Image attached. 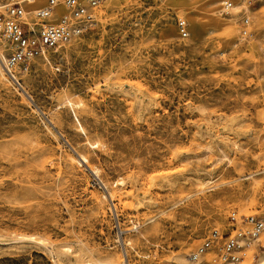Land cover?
Segmentation results:
<instances>
[{
    "label": "rangeland",
    "instance_id": "rangeland-1",
    "mask_svg": "<svg viewBox=\"0 0 264 264\" xmlns=\"http://www.w3.org/2000/svg\"><path fill=\"white\" fill-rule=\"evenodd\" d=\"M23 1L34 11L47 0ZM223 1L107 0L94 28L18 75L27 95L1 71L0 264H83L80 248L176 264L212 230L227 232L232 211L257 213L264 0H227L234 9L221 14ZM263 256L264 235L236 264ZM205 263L221 264L214 251L195 262Z\"/></svg>",
    "mask_w": 264,
    "mask_h": 264
},
{
    "label": "built area",
    "instance_id": "built-area-1",
    "mask_svg": "<svg viewBox=\"0 0 264 264\" xmlns=\"http://www.w3.org/2000/svg\"><path fill=\"white\" fill-rule=\"evenodd\" d=\"M104 1L47 0L42 7L34 11L37 22L30 26L25 23L27 10L23 6V0H0V7L3 9L0 11V66L7 79L15 86H20L21 78L18 75L29 73L33 60L42 59L49 63V54L58 52L72 38L94 28L95 11ZM257 1L259 0L246 2L251 5ZM60 8L64 12L58 15ZM232 8V2L225 0L221 3L219 11L221 14H229ZM54 18L57 20L53 23ZM249 25V18L243 16L239 25L242 37L251 35ZM176 28L180 39L188 37V27L184 19L176 20ZM97 184H101L102 187L99 188L106 191L100 181ZM260 195L263 204L257 213L237 216V213L232 211L227 232L219 236L217 230H212L210 235L204 237L196 249L187 255L188 260L197 263L202 255L214 251L221 264L240 262L247 250L259 244L260 237L264 234V184L261 186ZM109 198L112 201L110 195ZM118 230L119 234L124 232L119 226Z\"/></svg>",
    "mask_w": 264,
    "mask_h": 264
},
{
    "label": "bare ground",
    "instance_id": "bare-ground-1",
    "mask_svg": "<svg viewBox=\"0 0 264 264\" xmlns=\"http://www.w3.org/2000/svg\"><path fill=\"white\" fill-rule=\"evenodd\" d=\"M107 0L104 1V3H107L106 2ZM103 3V4H104ZM178 6L181 5V3H177ZM234 9V8H232ZM35 11V10H34ZM34 11L33 10H30V11H27L26 14H25V23L29 24L30 26L33 25L34 21H31V19L29 18V15L31 14H34ZM58 13L60 14L61 13V10H58ZM3 47V46H2ZM2 69H1V66H0V75H2ZM19 88L21 89L22 93L23 94H26V91H24V89H22V86L20 84ZM72 105V104H71ZM43 114V112H42ZM76 121L78 122V120L76 119ZM48 122L51 124L50 126H52L54 128V125L52 123V121L50 119H48ZM79 125V130L84 133V130L82 128V126L78 123ZM65 143H67L69 146L70 144L65 140ZM89 146L91 148H94L97 146V143L94 142V143H89ZM71 147V146H70ZM72 148V147H71ZM73 149V148H72ZM74 151V150H73ZM75 152V151H74ZM75 156L77 158V161L79 164H85L86 167L90 170L91 174L95 177H97L98 175V170L97 169H91L90 166H89V158L83 154H78L75 152ZM93 199L97 200V196L93 195ZM112 199V197H111ZM260 199H261V195H260ZM100 203V202H99ZM264 235V234H263ZM19 240H30V241H34L35 239L32 237V236H20L18 238ZM65 247V253L68 251V252H71L70 250V247L68 246H64ZM203 256V255H202ZM201 256V257H202ZM201 257L199 258V260L201 259ZM76 258L78 260H83V264H127L126 260H124L122 257H120L119 255H115L114 257H111V258H105V259H94L93 257H90L86 254V251L84 249H79L78 250V254L76 255ZM104 258V257H103ZM198 260V262H199ZM239 263V262H237ZM261 263L264 264V256L261 258ZM176 264H195V262H191L189 261L188 259L180 256L176 262ZM235 264V263H233Z\"/></svg>",
    "mask_w": 264,
    "mask_h": 264
}]
</instances>
